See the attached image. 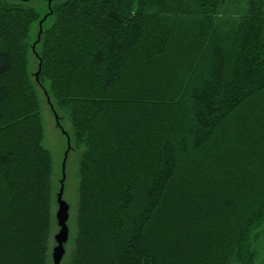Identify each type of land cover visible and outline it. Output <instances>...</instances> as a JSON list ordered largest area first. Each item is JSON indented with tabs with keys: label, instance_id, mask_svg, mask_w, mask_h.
Masks as SVG:
<instances>
[{
	"label": "trees",
	"instance_id": "16d2710c",
	"mask_svg": "<svg viewBox=\"0 0 264 264\" xmlns=\"http://www.w3.org/2000/svg\"><path fill=\"white\" fill-rule=\"evenodd\" d=\"M0 0V264H49L39 86L74 128L69 264H264V0ZM38 79L29 74L30 53Z\"/></svg>",
	"mask_w": 264,
	"mask_h": 264
},
{
	"label": "rangeland",
	"instance_id": "374dc122",
	"mask_svg": "<svg viewBox=\"0 0 264 264\" xmlns=\"http://www.w3.org/2000/svg\"><path fill=\"white\" fill-rule=\"evenodd\" d=\"M12 3H25L35 8L41 19L34 23L31 35L34 43L41 28L50 23L52 3L48 0H8ZM39 68L38 58L32 50L29 61V74L35 79ZM41 111L43 115L45 136L44 145L51 151L54 161V220L51 235V255L49 264H54L53 251L59 230L57 210L59 207L58 193L63 189V199L69 204V237L65 243V253L61 264H69L74 249V240L77 232L78 187H79V160L81 150L77 147L73 125L68 115L63 112L51 94L50 83L38 87Z\"/></svg>",
	"mask_w": 264,
	"mask_h": 264
},
{
	"label": "water",
	"instance_id": "95a60500",
	"mask_svg": "<svg viewBox=\"0 0 264 264\" xmlns=\"http://www.w3.org/2000/svg\"><path fill=\"white\" fill-rule=\"evenodd\" d=\"M48 1L52 3L55 0H48ZM42 30L43 28H41L40 33L42 32ZM40 33L38 37H40ZM35 77L38 79V70L36 72ZM58 199H59V207L56 212L57 213L56 218L59 222V230L57 232V238L54 245L55 248L53 251L54 264H61L65 253V243L69 237V226H68L69 204L63 199V189L61 190V192L58 193Z\"/></svg>",
	"mask_w": 264,
	"mask_h": 264
}]
</instances>
